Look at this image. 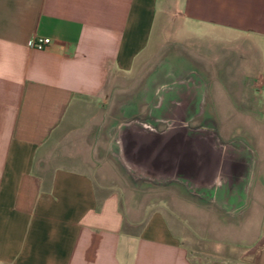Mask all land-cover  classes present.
<instances>
[{"label": "crops", "instance_id": "obj_1", "mask_svg": "<svg viewBox=\"0 0 264 264\" xmlns=\"http://www.w3.org/2000/svg\"><path fill=\"white\" fill-rule=\"evenodd\" d=\"M170 1L0 0V264H193L164 205L143 215L79 161L39 168L48 144L97 115L110 76L144 60ZM178 4L188 30L255 37L264 82V0ZM34 36L51 43L30 48ZM208 92L196 69L158 60L116 102L105 150L133 184L246 210L257 158L205 116ZM260 98L264 109V89ZM231 264H264V229Z\"/></svg>", "mask_w": 264, "mask_h": 264}, {"label": "rangeland", "instance_id": "obj_2", "mask_svg": "<svg viewBox=\"0 0 264 264\" xmlns=\"http://www.w3.org/2000/svg\"><path fill=\"white\" fill-rule=\"evenodd\" d=\"M178 1L171 0L156 22L144 60L129 73L110 76L105 88L108 96L96 106L97 115L78 123L62 141L48 144L39 168L48 174L58 164L79 161L96 183L116 188L122 201L128 200L143 215L147 203L164 205L193 264H231L264 229L261 49L257 39L245 33L216 27L188 30ZM161 59H174L179 68H193L204 76L209 89L205 116L216 124L222 138L242 141L255 154L253 202L248 209L225 213L176 188L152 190L146 183L133 184L107 154L106 130L116 118V102L139 86Z\"/></svg>", "mask_w": 264, "mask_h": 264}, {"label": "built area", "instance_id": "obj_3", "mask_svg": "<svg viewBox=\"0 0 264 264\" xmlns=\"http://www.w3.org/2000/svg\"><path fill=\"white\" fill-rule=\"evenodd\" d=\"M51 43L50 37L34 36L28 39L27 46L37 50L45 49Z\"/></svg>", "mask_w": 264, "mask_h": 264}, {"label": "bare ground", "instance_id": "obj_4", "mask_svg": "<svg viewBox=\"0 0 264 264\" xmlns=\"http://www.w3.org/2000/svg\"><path fill=\"white\" fill-rule=\"evenodd\" d=\"M140 98V97H139Z\"/></svg>", "mask_w": 264, "mask_h": 264}]
</instances>
